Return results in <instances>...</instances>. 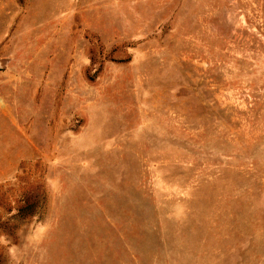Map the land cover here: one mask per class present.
Instances as JSON below:
<instances>
[{"label": "rangeland", "instance_id": "374dc122", "mask_svg": "<svg viewBox=\"0 0 264 264\" xmlns=\"http://www.w3.org/2000/svg\"><path fill=\"white\" fill-rule=\"evenodd\" d=\"M0 264H264V0H0Z\"/></svg>", "mask_w": 264, "mask_h": 264}]
</instances>
